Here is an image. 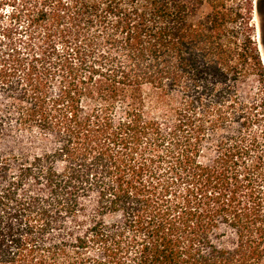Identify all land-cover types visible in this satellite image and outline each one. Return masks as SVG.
Masks as SVG:
<instances>
[{
  "label": "trees",
  "instance_id": "1",
  "mask_svg": "<svg viewBox=\"0 0 264 264\" xmlns=\"http://www.w3.org/2000/svg\"><path fill=\"white\" fill-rule=\"evenodd\" d=\"M256 11L0 0V264H264Z\"/></svg>",
  "mask_w": 264,
  "mask_h": 264
},
{
  "label": "rangeland",
  "instance_id": "2",
  "mask_svg": "<svg viewBox=\"0 0 264 264\" xmlns=\"http://www.w3.org/2000/svg\"><path fill=\"white\" fill-rule=\"evenodd\" d=\"M259 1V0H258ZM261 3V13L258 11L254 14V26L256 30V41L259 44L261 56L264 63V0H260ZM258 86L254 82H250L244 89L247 94V99H254L258 94ZM243 92V94H245Z\"/></svg>",
  "mask_w": 264,
  "mask_h": 264
}]
</instances>
